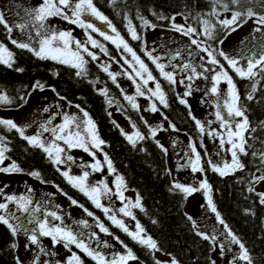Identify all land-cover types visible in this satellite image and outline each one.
<instances>
[{
  "label": "snow or ice",
  "instance_id": "1",
  "mask_svg": "<svg viewBox=\"0 0 264 264\" xmlns=\"http://www.w3.org/2000/svg\"><path fill=\"white\" fill-rule=\"evenodd\" d=\"M257 2L260 4L262 11H256L251 6H244ZM112 3L115 4L116 0H112ZM219 4H222L223 12L231 13L230 18L225 17L224 19H220L221 13L217 11L216 8ZM153 15H156V13H153ZM208 15L216 17L217 24H219L220 29L225 33V39L228 35L243 27V25L249 20H253L256 25L253 32L260 33L262 37L259 45L261 49L259 53L254 51L253 48H247V53H250V55H241L240 58L232 57L222 49H212L206 43L202 44L198 39L191 40L192 45L201 48L203 52L207 53L211 64L219 66V70L216 71L212 77L213 85L210 91L212 94H215L216 97L215 119L219 121V128L224 129V132L216 129H209L207 135L213 138V142L218 139L220 151H218L216 155L219 156L223 151L227 150L230 151L231 159L230 161L224 160L222 165H220L213 163L209 157L207 163L211 166L213 171L219 173L221 176H226L245 168L244 163L241 161V155H248L247 149L251 147V145L248 144L249 137L246 134H248L249 131H256V129L252 128L250 125L248 115L246 114L247 110L241 103V96L237 84L233 79V75L230 74L229 69H231V71L240 79H248L252 81L251 91L245 97L248 101H252L254 99V94L257 91V85L261 80H264V0H230V2L223 3L222 0H213V10ZM17 16H19V13H17ZM52 17H62L65 21L84 29L86 40L82 42L75 39L70 31H58L51 28L48 25V20ZM88 17H94L96 20L103 22L114 35L102 30L93 23L92 20L88 19ZM138 18L144 29L151 28L155 30L158 27L157 24L152 23L143 16H138ZM157 18L160 20H170L172 29L184 36H192L195 34L196 36L203 35L208 40L217 39L215 35L217 24L212 23L210 19H201L202 31H198L196 27L176 23L175 16L165 17L159 15ZM184 18L187 19V17ZM0 25H2L9 34V40L12 45H15L18 49L27 50L33 53L41 60L50 59L60 64L75 68L77 69L76 75L78 77L84 76L87 73L85 66L88 63V60L85 59L84 54H87L92 61L98 60L97 53L90 50L89 44L92 48H98L105 55H108L107 47L92 35L93 32L98 33L105 41H110L118 50H122V55L123 53L130 54L131 59H128V57L125 56L124 61L126 64L130 65L132 71L128 72L126 70L124 74L135 85V95L126 94L124 99L131 104L132 108L139 110V105L136 103V96H145V91L142 90V84L146 86L149 82H154L155 87L154 89H147V92L151 94L148 98L152 99L155 97L158 99L160 105L168 107L166 93L164 92L160 81L153 75L148 64H146L141 56L137 54L136 50L129 44L128 40L125 39V37L116 29L108 16L96 6L94 0H42L37 7L25 10L22 21L15 24H10L6 19L5 12L0 11ZM14 29L27 34L28 42L13 39L11 34ZM30 29H35V35L40 37L38 47H34L31 43L32 33L29 31ZM127 31L130 34L131 40H143V37L138 33L131 19H128ZM218 42L223 44L224 39H220ZM143 50L145 55L159 70L160 76L168 81L170 85H175L177 83V73L175 69L178 67L182 68L185 73H188L184 78L179 80L180 84H184L185 80L192 81L193 79L200 78L204 75L203 72L197 71V65H194L190 59L182 65H173L171 60H169V63L166 65L160 62V56L153 55L155 49L152 51L147 50L146 41H144ZM180 56L181 52L177 51L172 59ZM188 56H192L190 51L188 52ZM218 57H222L223 60L227 62L229 68H225L224 64L221 63ZM111 59L115 60L114 57H111ZM241 61H244V63ZM117 63L119 62L117 61ZM14 64V53L3 42H0V65L13 68ZM167 67H172L173 70L166 71ZM109 69L110 65H102V70L108 73L111 80L115 83L117 76L121 75V73L111 72ZM15 70L23 72L24 69L16 68ZM136 78H139V80L142 81V84L137 82ZM222 82L227 86L226 92H221L220 90L219 86ZM117 87H119L118 84ZM186 88L187 91L184 93V96L179 98V102L189 108V114L191 115V106L188 105L187 100L184 98L192 94L191 83H188ZM36 89L43 91L45 85L37 81L33 85V90ZM52 91H55V89L53 88ZM99 91L102 95L107 97L108 90L106 88L100 89ZM121 92H123V89H121ZM29 95L31 94L29 93ZM19 99L23 103H27L25 97L21 96ZM12 102V99L6 92L0 93V105H9ZM107 103L111 106L112 100L108 99ZM76 107L80 108L79 105H76ZM80 110L83 113L84 119L78 120L75 115H68L65 113L63 116V122L58 125L52 124L53 119H55L54 114L46 122L41 123L33 121L31 124L24 125L17 124L13 119L0 118V126H3L8 131L15 130L29 146L42 150L51 163L57 167V171H59L66 179L67 183L88 197L96 208L101 209L105 215H107L108 219L114 225L122 229L123 232L132 238V240L148 248L153 254L156 251H161L158 242L153 239L151 235L146 234L144 227L139 221L136 222L135 230H130L123 219L118 218L116 213L113 212L110 207H106L102 203V197L110 195H118L121 201L126 200L124 196L126 185L123 176H116L115 192H113V189L109 187L105 180L98 181L96 184H89L88 177L90 171L88 170L83 171L81 175H73L71 174L70 169H61L59 167L67 162H74V157L72 155H66V147L82 149L85 153H88L95 158L97 154L96 150H102V146L105 144V141L99 135L96 122L89 116L88 112L83 109ZM149 110L153 113L159 111L155 100H153ZM48 111V108H44V112ZM109 115H111V113H109ZM191 118L195 121L200 133L204 134L206 131L205 124L194 115H191ZM141 119H143V117H141ZM164 119L166 120L167 117L165 116ZM113 123L115 124V121H113ZM144 123L147 124V121H144ZM33 124H38L39 130L32 135H26V130L32 127ZM116 126L119 128L118 124ZM261 126L264 127V122H262ZM132 127L136 128L135 123L132 124ZM170 127L174 131H178L174 124H171ZM120 130L133 146H135L138 141L146 139L139 130L135 131L133 134L124 133L123 129ZM160 130H165L162 124L156 128H150L151 136L155 138L157 132ZM45 133L50 134V138L47 140L44 139ZM61 142H63V144H61ZM8 143L7 138L0 135V173H22L24 169H22L14 160L5 165V161L9 159L7 153L11 151L8 147ZM156 143L165 153L167 152V149L160 144L159 140H156ZM226 145L230 147L226 149ZM204 147L205 154L207 155L206 146ZM190 148L191 152L195 154L194 158L189 156L191 171L193 173L205 172V168L201 162L202 156L197 150L196 143L190 142ZM251 154L253 157H258L261 166H264V151H253ZM104 161L107 164L108 170L114 173L116 169L107 153L104 154ZM80 167L89 168L91 172H99L103 170L104 164L101 160L95 159L94 163H91L90 165L81 164ZM257 171H261V169L258 167ZM28 175L40 179L41 182H46L38 171H32L28 173ZM260 182H264V173L258 176L253 174V179L250 182L248 191L254 192L255 188L252 187L251 184ZM5 187H7V185H5ZM56 187L59 189V185H56ZM173 187L181 192L185 199L194 193L203 190L204 195L206 196L207 206L210 208L211 212L215 213L219 224L223 225L225 232L219 234L213 232L212 234H209L206 231L200 230L197 222L191 216H188L187 219L192 223L196 234L202 237L203 240L211 243L212 251L219 248L221 258L223 259L226 255V251L230 252L231 247L235 245L237 246L238 251L232 256L229 264H241V262H243V264H253L248 248L241 239L232 232L231 228L225 223L217 210L211 195L212 186L208 183L206 178L198 181L196 185H185L175 182ZM3 191L4 189L0 188V194H2ZM29 191L31 192V189H29ZM60 192L68 197L72 205H78L82 208L87 216H94L93 212L85 208L83 204H78L77 200L72 199L66 192H63L62 189H60ZM257 195L260 204L264 205V192L257 193ZM9 202H14L17 209L20 212L26 213L27 216L22 220L19 215L10 211ZM141 207V198L137 195L135 202L128 200L123 207L118 209V212L122 213L125 217H131L135 220L132 209ZM41 211L42 205L40 203L33 204L31 196L17 197L15 195H8L5 197V202L0 203V224L6 226L13 238L23 233L28 241L25 245L27 251H31L32 246H38L39 254L55 256V252L47 250L42 245V237L50 238L53 248L56 245H62L71 253L66 261H64V264H84V259L81 255L77 252L71 251L72 246L95 261V264H130L131 261L139 260V257L134 254L133 250L128 247L127 244H124L118 236L114 237V239L122 245L125 252L113 253L109 256L100 251L98 247L94 248L91 246L92 240H95L98 245L102 243L104 247H108L106 242L100 241L96 232H91L90 234L77 233L73 231L70 226L63 224L64 217L59 215L56 211L43 210V216H39L38 213H41ZM96 219L97 221L99 220L98 217ZM52 221H60V223H53ZM78 223L85 228L89 227L87 220H81ZM28 225L35 226L28 227ZM97 226L100 232L112 235L102 222H99ZM11 248L13 250L17 249L18 244L13 242ZM39 254L33 258L32 264H41ZM16 264H23V261L18 256L16 257ZM43 264H52V262L45 260L43 261ZM55 264H61V262L57 260ZM154 264H179V261L173 256L168 261H160L157 259ZM210 264H216V261L210 259Z\"/></svg>",
  "mask_w": 264,
  "mask_h": 264
},
{
  "label": "trees",
  "instance_id": "2",
  "mask_svg": "<svg viewBox=\"0 0 264 264\" xmlns=\"http://www.w3.org/2000/svg\"><path fill=\"white\" fill-rule=\"evenodd\" d=\"M94 2L108 16L121 35L130 41V34L127 31L128 19L132 20L139 34H145L150 29L141 26L138 16L145 17L158 27L167 26L171 22L158 19L159 15L182 18L198 31H202L201 19H210L212 23L217 24L216 17L208 15L213 10V0H116L115 4L112 0H94ZM223 2L230 0H222ZM244 6L262 11L258 2ZM216 8L221 13L220 19L230 18L231 13L223 12L222 4L217 5ZM7 34L0 25V42L6 44L15 55L13 68L0 65V90L6 92L13 101L7 106L16 108L23 104L19 98L25 97L37 81L47 88H54L55 94L63 95L73 103L87 105L96 122L99 135L105 141L101 151L107 153L117 175L123 176L125 190L135 192L141 198L142 207L132 209L135 222L139 221L146 234L151 235L158 242L161 253L174 256L179 264H210V259H213L211 243L197 235L192 223L187 219L190 216L185 210L188 197L185 199L181 192L174 189L175 182L170 174L166 153L153 138L147 135H145L146 139L138 141L133 146L107 115L103 97L94 90L92 83L93 76L103 72L89 61L86 75L78 77L75 68L50 59L41 60L27 50L18 49L8 42ZM215 35L216 40H208L203 35L193 34L212 49H217L218 41L225 37L219 24ZM142 55L145 57L144 50ZM224 63L226 64V61ZM16 68L24 70L19 72L15 70ZM230 74L237 84L250 125L256 131H249L246 134L251 147L247 149L248 155H241L244 169L221 176L206 163L203 174L212 186L213 202L225 223L248 248L253 264H264V205L259 202L257 193L260 192L256 189L257 183L251 184L255 188L254 192L248 191L253 174L258 176L264 173V166H261L259 158L251 154L253 151H264V127L261 126L264 122V80L257 85L254 99L248 101L245 97L251 91L252 81L240 79L232 71ZM170 95V116H176L180 127L193 132L194 124L188 117L185 106L172 92ZM1 129L6 131L3 126ZM0 135L7 138L8 147L11 149L9 153L18 159L23 167L41 169L48 181L55 180L65 190L70 187L39 149L29 146L13 131L4 133L0 130ZM258 167L261 171H257ZM75 190L76 195L73 197L78 203L93 212L113 235L118 236L133 250L143 264H154L157 260L155 253L132 240L122 229L114 225L101 209L96 208L88 197ZM13 242L17 243V237L13 238L6 226L0 224V264H16L18 250L11 248ZM76 250L84 259V264H95L91 258Z\"/></svg>",
  "mask_w": 264,
  "mask_h": 264
},
{
  "label": "rangeland",
  "instance_id": "3",
  "mask_svg": "<svg viewBox=\"0 0 264 264\" xmlns=\"http://www.w3.org/2000/svg\"><path fill=\"white\" fill-rule=\"evenodd\" d=\"M42 0H0V11H4L6 14V19L9 21L10 24L19 23L24 18L25 10L35 8L41 3ZM17 13H19V16H17ZM88 19L92 20L93 23H95L98 27H100L102 30L109 32V34L114 35L111 33V30L107 28V26L101 22L96 20L94 17H88ZM48 25L58 31H70L72 32V35L75 39H78L80 41L86 40V33L84 29H81L77 25L71 24L68 21H65L62 17H52L48 20ZM256 27L253 20H249L246 24L243 25V27L239 28L236 32L230 34L227 36V38H224V43L220 44V48L227 53L228 55L236 58H240L241 55L248 54L247 48H253L254 51L257 53L260 52V41L262 39L260 33L253 32V29ZM32 36H31V43L34 47L39 46V39L40 37L35 35V29H30ZM153 30H150L146 34V38L148 39L146 43V48L148 51H152V39H153ZM163 37L170 38L171 36H178L181 33L176 32L174 30H161L159 32ZM12 38L17 40H23L25 42H28V36L25 33H21L18 30L14 29V31L11 34ZM184 36V35H182ZM189 45L195 48H198L195 45L191 44L192 39H198L196 37L187 36ZM202 44H205L204 41L198 39ZM89 48L91 51H94L98 55V62L102 65H110V69L112 70L114 67H119L121 72V83L122 86L126 92L127 95H135V85L131 80L127 78V76L124 74L127 69H125L121 64L117 63L115 60L111 59V57H108L103 52H101L98 48H92L89 44ZM120 53H122V50H119ZM122 55V54H121ZM123 57L127 56L128 59H131L130 54L123 53ZM244 63V61H241ZM194 65H197V71L203 72L204 75L200 77L203 80V85L205 83L207 92L209 93V99L211 101H215L216 97L215 94H212L210 89L213 85L212 77L215 74L216 71L219 70L218 65H213L210 63V58L207 56V54L203 57V59L198 60L196 57L193 59L192 62ZM130 66V65H128ZM130 72L129 70H127ZM207 77V78H205ZM200 78L194 79L199 80ZM182 78H177V92L179 94V97L184 96V93L187 91L186 85L188 84L186 81L184 84H180L179 80ZM207 80V82H205ZM142 84V81L139 82ZM192 85V94L190 96L184 97L188 103H190L193 107V113L202 122V115L201 112V103L198 104L196 102V96L195 94H198L196 91V88L198 90V87H196L195 82H190ZM202 86V83H201ZM155 87L154 82H149L148 85L142 86V90L147 91L148 88ZM220 90L221 92H226V84L221 83L220 84ZM201 88V87H200ZM40 93H42V97L44 98L45 95L48 97V118L47 120L52 117L55 114V119H53L52 124L58 125L63 122V116L65 113L68 115H75L78 120L84 119L83 113L81 110L74 105H71L70 103L66 102L64 99H60L54 91L50 88H46L43 91L38 89ZM205 98V96H201V99ZM148 96H136V101L140 105H146L147 104ZM54 103L55 109H53V106H51V103ZM25 110L20 109L16 112H13L11 115L13 120L19 121L20 117L24 114ZM5 117V116H4ZM6 118H8L6 116ZM120 122V125L122 126V129L128 134H132L129 132L131 129L127 128L126 123L123 120H118ZM163 125V128L165 130L158 131V135H156V138L167 148V157H168V163L170 164V170L172 175V180L174 182H179L185 185H196L198 181L205 179L204 174L201 172L193 173L190 169L188 172L187 169H177L179 168V163H176L174 161V158L176 155V149L173 147V145L170 143V139L168 138V133L171 131L170 127L168 126L167 121L162 117H156L155 121L151 122L152 128H156L159 125ZM27 134V133H26ZM173 133H170L172 135ZM50 134L45 133L44 139H49ZM167 143H170L168 145ZM63 144V142H61ZM187 146V144H186ZM66 147V146H65ZM190 148V147H188ZM220 151V150H219ZM211 152V151H209ZM215 153L218 152V150L213 151ZM96 157L90 156L88 153H85L82 149L79 148H67L66 147V155H72L74 157V162H67L64 165L59 166L61 169H70L71 174L73 175H81L83 171L88 170L90 171V175L88 177V183L89 184H96L98 181L105 180L109 187L113 189V192H115V184H116V176L117 174L114 172H111L107 168V164L104 161V153L101 150H96ZM213 163L222 165L224 160L230 161L231 156L230 154L227 155L224 152L221 153V155L214 154L210 157ZM95 159L101 160V162L104 164V168L102 171L99 172H91L89 168H81V164L90 165L91 163L95 162ZM7 162L5 161V165ZM6 174L0 173V181L1 184L8 183V177L5 178ZM256 189L259 192H264V182L257 183ZM49 199H53V205L47 206L45 210L48 211H56L59 215L64 217L63 224L70 226L73 231L77 233H85L90 234L91 232H96L99 236V239L101 242H106L108 247H104L103 244L97 243V241L92 240L91 246L96 248L98 247L100 251L108 254L111 256L113 253H124L125 249L122 247V245L114 239L116 237L115 235H108L105 233L100 232L98 228L99 220L97 221L96 217H89L87 214L83 211L82 208L78 206L71 207L69 205L68 200L64 197V195L55 189L49 188ZM124 196L126 198L125 201H121L119 199L118 195H110V196H104L102 197V203L106 207H110L113 212L116 213L118 218H121L124 220L125 224L129 227L130 230H135L136 222L131 217H125L122 213L118 212V209L123 207L128 200H131L132 202H135L137 198V194L132 191H126L124 190ZM5 202L4 198L0 199V203ZM9 210L12 212H15L14 208H11L9 206ZM186 212L197 222V225L200 230L206 231L209 234H212L213 232L219 234L225 232V229L223 225L219 224L215 213L211 212L210 208L207 206L206 203V196L204 195L203 190L194 193L193 195L189 196L187 198V202L185 205ZM17 215L21 217V219H24L22 212H15ZM111 214V213H110ZM39 215V213H38ZM27 216V215H26ZM51 220V218H50ZM81 220H87L89 227L85 228L83 225L79 224L78 222ZM53 223H60V221H52ZM35 225H28V227H34ZM111 233V232H110ZM28 243L25 235L23 233L19 234L17 236V244H18V257L23 261V264H32L33 258L39 254L38 253V246H32L31 251H27L25 249V245ZM42 245L49 251L55 252V256H45L43 254H39L41 258V264H43V261L49 260L52 262V264H55L57 260L61 262V264H64V261H66L67 257L71 254L69 250L65 249L62 245H56L54 248L52 247V242L50 238L42 237L41 238ZM71 251L72 248H71ZM238 251L237 246L233 245L231 247V251L227 252L224 258H221L220 250L217 248L215 251L212 252V257L216 261V264H229V261L231 260L232 256L236 254ZM155 255L158 260L160 261H168L170 260L171 256L165 255L161 253L160 251H156ZM130 264H143L142 262L138 261H131ZM243 264V262H241Z\"/></svg>",
  "mask_w": 264,
  "mask_h": 264
},
{
  "label": "flooded vegetation",
  "instance_id": "4",
  "mask_svg": "<svg viewBox=\"0 0 264 264\" xmlns=\"http://www.w3.org/2000/svg\"><path fill=\"white\" fill-rule=\"evenodd\" d=\"M175 22L178 24H184L186 26H190L182 18H176ZM150 30H153V29L150 28L146 31L145 34H142V33L140 34L143 37V40H141V41H133V40L130 41L128 39L127 40L129 42V44L136 50L137 54L141 56V58L145 61L146 64H148L153 75L156 76V78L160 81L161 86H162L164 92L166 93V98L168 101V107H164L163 105H160L158 99L153 97L152 99H149V98L147 99L146 105H140L136 101V103L139 105V110L133 109L131 104L127 100L124 99L126 92H125V90L122 86V83H121V75L117 76V80L114 83L111 80V78L109 77L108 73H106L102 70V64L99 63L97 60L92 61L91 58L87 56V54H84L85 59L88 60V63L85 67L87 69V67L89 66V63H90L89 61H91L93 64H95L103 72V74L93 76V82H94L93 88L99 94H101L99 91L100 89L106 88L108 90L107 97H105L102 94H101V96L103 97V102L105 105L107 115L109 116L110 120H112V122L115 121V126L117 124L119 125V130L122 129V126L120 125V122L118 120H123L126 123L127 128L131 129L129 132H131L132 134L135 131L139 130L144 136L147 135V136L153 138L151 136L150 128H152L151 122L155 121L156 117L157 118L158 117L164 118L166 116L167 117L166 121L168 123V126L170 127L171 124L175 125V127H176V129H178V131H174L170 127L171 131L168 133V138L170 139V141H172L170 143L176 149V155L177 156L174 158V161H176V163H179L180 167L177 169H183L184 168V170L187 169V171L189 172L191 169L190 164H189V156H192L194 158V155H195L194 153L191 152V148H188V147H190V142L196 143L197 150L201 153V156H202V161H201L202 165L204 166L207 163L208 158L213 156L214 154H216L213 151H216V150L219 151L220 150L219 144H218V139L215 142H213V138H211L207 135V131L209 129H216L218 131L224 132V129L219 128V121H217L215 119V110H216L215 102H216V100L211 101L209 99V93L207 92L206 85H205V83L203 85V80L201 78L199 80H196V81L193 79L192 81H194L196 87H198V90L196 88V91H198L197 92L198 94H195V96H196V102L195 103H197V104L199 102L201 103V111H200L201 113L200 114L202 115V122L205 124V130H206L205 133L204 134L200 133L195 121L191 118V115L195 116V114L193 113V107L190 103H188V105L191 106V115L189 114V108L186 105H184V104L183 105L185 106V108L187 110L188 117L192 120V122L194 124L193 132L191 130L185 129L184 127H180L179 126L180 124H177L178 121H177L176 116H173V115L170 116L169 110H170L171 106H170V98L169 97L171 96L170 95L171 92L177 97L178 101H179L180 97H179V94L177 92L176 84L170 85L168 81H166L163 77L160 76L159 70L155 67V64H153L152 61L149 60V58L145 55V52H144L145 57H143V55H142L144 41H146V43L148 41V39L146 38V34ZM161 30H173L171 27V22L167 26L157 27L155 30H153L154 32L152 34V36H153L152 49H155V51H153V55L154 56H160L161 57V60H160L161 63H164L167 65L169 63V60H171V63L173 65H182L183 63H185L189 59L191 60V62H193V59L195 57L198 60L203 59V57L207 54V53L203 52L201 48H195V47L190 46L187 36H182L183 34H180L178 36H171L170 38H165L159 33ZM92 35L95 39H97L98 41H100L101 43H103L107 47V49H108V55L107 56L108 57H114L115 61L116 62L118 61L119 64H121V66H123L125 69L129 70L130 72L132 71L131 67L125 63L124 57L121 55L119 50L110 41H105L103 39V37L99 36L98 33L93 32ZM7 39H8V42L11 43L9 40V34H7ZM219 49H221L220 43L217 46V50H219ZM177 51L181 52V56L176 57L175 59H172L175 52H177ZM189 51L192 53L191 57L188 56ZM218 59H220L221 63L224 64L225 68H229V66L227 65V62L225 64L222 57H218ZM75 70L77 72V69H75ZM172 70H173L172 67L166 68V71H172ZM109 71L115 72V73H121L119 67H114L112 70L109 69ZM175 71L177 73L176 79L177 78L178 79L184 78L188 74V73H185L184 70L182 68H179V67L176 68ZM229 71H231V69H229ZM136 79H137V82H141L139 80V78H136ZM185 81L187 83L191 82V81H187V80H185ZM205 82H207V80H205ZM201 83H202V86H201ZM117 84L119 85V87H117ZM142 86H144V85L142 84ZM46 88L47 87L45 86V89ZM121 89H123V92H121ZM145 92H146V95L148 97L151 95L147 91H145ZM0 93H4V92L2 90H0ZM29 93L31 95H29ZM29 93L25 96L27 103L21 104L22 106L20 105V106L15 108V107H8L7 105H0V118L13 119L14 117L11 116L13 114V112H16V111L24 108L25 112L20 117V120L19 121L14 120L17 124H19V125L31 124L33 121H37V122H41V123L46 122L47 118H48V112H44V108H48V97H47V95H45L43 98L41 95L42 93H40V91H38V89L33 90V88L31 89V91ZM56 96H58L60 99H64L66 102L70 103L71 105H74L75 107H76V105H79L80 106L79 109H83L84 111L88 112L89 116L94 120V118L91 116V112L89 111V108L87 105H86L87 106L86 107L80 103H73V102L69 101L65 96L59 95V94L57 95V93H56ZM201 96H203V97L205 96V98L201 99ZM108 99L112 100L111 106H109V104L107 103ZM153 100H155L156 105L159 108V111L156 113H153L149 110ZM51 106H53V109H55V107H54L55 105L53 102L51 103ZM109 113H111V115H109ZM6 116L8 118H6ZM141 117H143V119H141ZM144 121H147V124H145ZM133 123H135L136 128L132 127ZM0 130H2L4 133L6 131L8 132L7 129H6V131L4 129H1V126H0ZM38 130H39L38 124H33L32 127L28 128L26 130V133H27L26 135H32L35 132H37ZM12 131L15 132V134L20 139H22L15 130H12ZM124 133H126V132L124 131ZM170 133H173V134L170 135ZM157 135H158V132H157ZM225 136H226V133H225ZM153 139L155 141L158 140L156 137ZM170 143H167V144L170 145ZM160 144H162V143L160 142ZM186 144H187V146H186ZM204 146H206L207 155L205 154V147ZM163 147L166 148L164 145H163ZM228 147H230V146H228V145L225 146L226 149ZM39 151L43 152L40 149H39ZM209 151H211V152H209ZM223 152L227 155L230 154V151H227V150H225ZM7 155L9 156V159L6 160L7 164H9L11 161L14 160L17 162V164L22 169H24V171L22 173L6 174L4 176L5 178L8 177L9 179H8L7 184H5V181L3 184H1V182H0V188L4 189L3 193L0 194V199L4 198V200H5V197L8 195H15L17 197H19V196H25V197L31 196V198L33 200V204L40 203L42 205V211H41V213H39V216H43V210H45V208L47 206L53 205V202H51V201H53V199H49V195H48L49 188L55 189L58 191H60V189H62L63 192H66L68 194V196H70L72 199H75L73 197V195H76L75 188L71 187V185H69L67 183L66 179L63 176H62V178H63L64 182H66V184H68L70 186V187H67V190L63 189L61 187V185L58 184L55 180L54 181H48L46 179V176H45L43 170H41V169L40 170H38V169H26L25 167H23L21 162L18 159L14 158L9 152L7 153ZM45 156H46V154H45ZM166 158H167V163H168L167 153H166ZM168 166H169V170H170V164L169 163H168ZM55 169L57 170L56 166H55ZM32 171H38L41 174V177L43 178V180L46 182H41L40 179L28 175V173H30ZM170 174H171V170H170ZM0 181H2V180H0ZM5 185H7V187H5ZM56 185H59V189L56 187ZM29 189H31V192L29 191ZM64 197L68 200L69 205L71 207L78 206V205H72L67 196L64 195ZM9 206L11 208H14L15 212H17V211H18V213L20 212L17 209L14 202H9ZM26 215H27L26 213H23L24 217ZM72 250L74 252H77V250L74 246H72ZM140 262H142V261H140Z\"/></svg>",
  "mask_w": 264,
  "mask_h": 264
}]
</instances>
